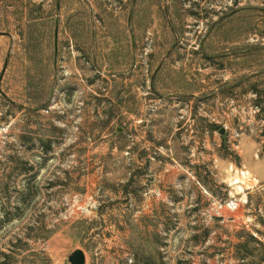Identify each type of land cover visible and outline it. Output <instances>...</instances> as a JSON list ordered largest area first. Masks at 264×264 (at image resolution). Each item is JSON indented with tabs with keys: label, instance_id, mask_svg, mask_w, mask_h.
I'll list each match as a JSON object with an SVG mask.
<instances>
[{
	"label": "rangeland",
	"instance_id": "obj_1",
	"mask_svg": "<svg viewBox=\"0 0 264 264\" xmlns=\"http://www.w3.org/2000/svg\"><path fill=\"white\" fill-rule=\"evenodd\" d=\"M78 248L264 264V0H0V264Z\"/></svg>",
	"mask_w": 264,
	"mask_h": 264
},
{
	"label": "water",
	"instance_id": "obj_2",
	"mask_svg": "<svg viewBox=\"0 0 264 264\" xmlns=\"http://www.w3.org/2000/svg\"><path fill=\"white\" fill-rule=\"evenodd\" d=\"M69 261L71 264H86L87 255L83 249L78 248L69 256Z\"/></svg>",
	"mask_w": 264,
	"mask_h": 264
},
{
	"label": "crops",
	"instance_id": "obj_3",
	"mask_svg": "<svg viewBox=\"0 0 264 264\" xmlns=\"http://www.w3.org/2000/svg\"><path fill=\"white\" fill-rule=\"evenodd\" d=\"M203 66H204V68H201L199 71V73L200 74H203V75H206L207 74V71L208 70H210L209 68H208V64L207 63H205L204 61H203ZM210 65V64H209ZM216 66V65H215ZM247 66H249V67H247ZM163 68V67H162ZM254 67H253V62L252 63H247V65H246V71H248V72H250V74L251 75H253L254 74ZM216 70L217 69H213V71H214V73H216ZM161 71V69L159 68L158 69V72H160ZM203 81H205V79H203Z\"/></svg>",
	"mask_w": 264,
	"mask_h": 264
},
{
	"label": "built area",
	"instance_id": "obj_4",
	"mask_svg": "<svg viewBox=\"0 0 264 264\" xmlns=\"http://www.w3.org/2000/svg\"><path fill=\"white\" fill-rule=\"evenodd\" d=\"M228 206H229L230 208H233V209H236V208H237V204H236L235 202H233V201L229 202V203H228Z\"/></svg>",
	"mask_w": 264,
	"mask_h": 264
}]
</instances>
